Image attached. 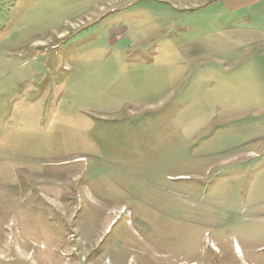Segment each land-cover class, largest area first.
Masks as SVG:
<instances>
[{"label":"rangeland","instance_id":"obj_1","mask_svg":"<svg viewBox=\"0 0 264 264\" xmlns=\"http://www.w3.org/2000/svg\"><path fill=\"white\" fill-rule=\"evenodd\" d=\"M169 3L0 0V264H264V60Z\"/></svg>","mask_w":264,"mask_h":264},{"label":"crops","instance_id":"obj_2","mask_svg":"<svg viewBox=\"0 0 264 264\" xmlns=\"http://www.w3.org/2000/svg\"><path fill=\"white\" fill-rule=\"evenodd\" d=\"M166 1L171 4V12L183 14L172 18L174 23H183L179 25L180 28L205 30L200 38H194L206 40L205 53L213 48L222 52L223 48L219 49L217 46L229 45V40H237L242 46L251 45L252 52L264 60V0H164ZM204 19L208 22H204Z\"/></svg>","mask_w":264,"mask_h":264}]
</instances>
